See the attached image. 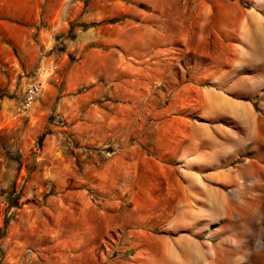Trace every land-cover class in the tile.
<instances>
[{"label": "rangeland", "instance_id": "374dc122", "mask_svg": "<svg viewBox=\"0 0 264 264\" xmlns=\"http://www.w3.org/2000/svg\"><path fill=\"white\" fill-rule=\"evenodd\" d=\"M56 4L58 19L47 28L50 47L35 44L42 20L31 32L38 62L30 75L14 77L20 51L0 47L1 264H16L25 248L34 257L23 264H264V0ZM111 27H118L113 40ZM44 57L48 74L36 71ZM72 65L85 69L73 91H115L107 112L116 126L131 125L144 98L157 100L153 130L137 144L138 175L128 182L134 202L126 206L119 191L106 208L110 193L85 187L106 216L88 213L77 225L46 214L48 199L58 197L48 178L57 160L41 149L53 113L32 118L35 102L26 114L13 105L14 93L31 81L40 86L38 96L46 88L62 91ZM203 91H220V99ZM199 113L208 125L184 123ZM56 135V146L65 139L76 171L93 147L114 142L115 155L122 153L111 136L87 147ZM181 166L222 185L203 186ZM120 183L113 186L111 177L105 190H120ZM75 228L80 235H72Z\"/></svg>", "mask_w": 264, "mask_h": 264}, {"label": "crops", "instance_id": "0c3cea01", "mask_svg": "<svg viewBox=\"0 0 264 264\" xmlns=\"http://www.w3.org/2000/svg\"><path fill=\"white\" fill-rule=\"evenodd\" d=\"M57 0H0V47H16L19 49L18 61L14 60L12 66L15 70H11L14 75L18 72L25 71L30 75V72L37 65L38 57H36V50L31 39V32L35 29V24L40 20L43 21L39 28L38 41L36 45H44L45 48L50 47V39L48 38L47 28L51 26L50 21L55 22L60 13V7L57 8ZM260 20H263L260 16ZM55 24H53L54 26ZM59 26V25H58ZM112 33L118 27H111ZM121 28V27H120ZM100 36H93L94 39ZM2 39L5 41L3 42ZM112 39V38H110ZM113 40V39H112ZM2 41V42H1ZM9 41L10 45L6 44ZM115 41V40H114ZM121 59V57H120ZM48 60L44 57L40 64L36 67V71L49 73ZM24 63L22 64L21 62ZM21 64L23 69L17 68ZM34 64V65H33ZM84 67L72 65L66 71L64 76L62 91H43L40 96H36L33 106L32 118H35L38 113L46 115L52 112V120L46 122L47 129H51L50 134H46L42 140V155L48 158L53 157L57 160L56 167L48 169L49 183L52 185L53 191H58L57 198H50L47 201L46 214L48 217L55 218V222L59 224H75L79 222H86L87 214L96 215L98 220L106 216L103 210L98 211L97 206L84 194L85 187L96 188L98 190L104 189L105 193H110V198L106 200L105 206L112 205L113 197H116L117 192L121 191L123 194V201H126V206H130L131 198L130 190L131 184L135 180L137 168L139 165L140 155L137 156V144H145L142 137L146 133H151L153 130L152 116L155 115L154 102L157 101L153 96V91H150L152 97L144 98L142 107H134V114L131 125L116 126V121L113 116H109L107 109L115 98V91H73L78 83L79 77L84 73ZM44 76H46L44 74ZM34 77V76H30ZM24 77H22L23 79ZM32 82V81H31ZM28 84V83H27ZM25 87V86H24ZM22 87L20 91L14 93L13 105L15 106L22 97ZM204 93H212L219 98L220 91H203ZM133 96H140V91H129ZM37 99V100H36ZM220 99V98H219ZM102 101L101 104L95 102ZM111 102V103H110ZM134 102V99L132 100ZM246 106L251 108L247 102ZM112 106V105H111ZM195 116L196 118H192ZM150 119V124H146V120ZM184 120L185 124H194L197 127L206 126L208 123L202 119L207 120L205 113L194 114ZM190 119V120H189ZM209 120V119H208ZM130 124V123H129ZM105 127V130L98 131L101 135L96 133L100 126ZM113 125V126H112ZM225 126V125H224ZM63 133L69 140L74 141L85 146H92L98 140H103L106 137L117 139L119 141L121 156L114 155L110 158H104L89 151L82 155L84 160L81 164L83 168L76 171L72 168L73 154L68 152V147L63 139L61 145L56 146L58 140L56 133ZM62 139V138H61ZM60 139V140H61ZM63 152H62V151ZM97 157V158H96ZM102 159H101V158ZM137 158V159H136ZM182 158V157H181ZM188 158V157H186ZM181 160L185 162V159ZM52 159V158H51ZM54 160V159H52ZM100 162L99 167H94V162ZM180 168H183L181 166ZM215 168H208L214 170ZM226 168L217 167L216 170L222 171ZM183 172L187 175L196 176V180L203 186L209 187L222 185L219 181L201 180L198 173L183 168ZM121 176V177H118ZM113 177L115 186L121 181V188L108 191V182ZM129 182V183H128ZM116 195V196H115ZM216 200V199H215ZM73 231V236L80 235L79 231ZM71 232V230H69ZM0 247V253L1 249ZM6 248V247H5ZM7 249V248H6ZM7 253V252H6ZM9 260L8 255L3 256V261ZM62 264V261L61 263Z\"/></svg>", "mask_w": 264, "mask_h": 264}, {"label": "built area", "instance_id": "2783aa9c", "mask_svg": "<svg viewBox=\"0 0 264 264\" xmlns=\"http://www.w3.org/2000/svg\"><path fill=\"white\" fill-rule=\"evenodd\" d=\"M39 93L40 86L37 82L32 81L26 84L22 91V97L14 106L15 111L20 114H26L33 105L35 98ZM117 150L118 146L114 142L92 148V151L104 158L113 157L117 153ZM33 257L34 255L32 250L30 248H25L22 258L17 261L16 264H23V262L31 263L33 261Z\"/></svg>", "mask_w": 264, "mask_h": 264}, {"label": "bare ground", "instance_id": "6f19581e", "mask_svg": "<svg viewBox=\"0 0 264 264\" xmlns=\"http://www.w3.org/2000/svg\"><path fill=\"white\" fill-rule=\"evenodd\" d=\"M216 198V197H215Z\"/></svg>", "mask_w": 264, "mask_h": 264}]
</instances>
